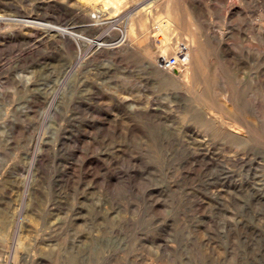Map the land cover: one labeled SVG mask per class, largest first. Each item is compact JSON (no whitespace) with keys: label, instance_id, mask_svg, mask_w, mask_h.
Instances as JSON below:
<instances>
[{"label":"rangeland","instance_id":"1","mask_svg":"<svg viewBox=\"0 0 264 264\" xmlns=\"http://www.w3.org/2000/svg\"><path fill=\"white\" fill-rule=\"evenodd\" d=\"M0 264H264V0H0Z\"/></svg>","mask_w":264,"mask_h":264},{"label":"bare ground","instance_id":"2","mask_svg":"<svg viewBox=\"0 0 264 264\" xmlns=\"http://www.w3.org/2000/svg\"><path fill=\"white\" fill-rule=\"evenodd\" d=\"M174 6H175L174 3H170V1L167 2V14L169 15L170 19L178 22V10ZM161 30L162 29H160V31ZM61 33L66 38L73 36L70 32H67V31H62ZM163 34H164V32H163ZM160 41L164 42L163 38ZM102 45L103 44L99 43V42H97L95 44V46H97V47H101ZM173 46H171V48ZM179 46H180V44H177L176 47L174 46V48L180 49ZM188 49L189 50L185 51V53L189 57V63L191 60V66L185 68V71L182 73H174L172 71H175V70H171L173 68H165L164 67L165 69H164L161 76L163 78H165L166 80L170 81L173 84V86H180V87H186V88L192 89L194 95H196L198 97H202L203 94H202V91L200 90V87H199L200 85L199 84H198L199 86L196 85L194 80H193V84H192L191 79H192V77L194 78V76L196 74L200 75V71L202 69V64H203L202 60H204L205 53H204V51H202V52L200 50L198 51L195 48V46L192 47V46L188 45ZM161 50H162V54L160 55V58L164 59V58H166V55L169 52V43H162ZM178 52H177V54H178ZM148 54H149V52H148ZM167 58H169V57H167ZM153 60H154V64L158 63L157 58H154ZM159 61H160V59H159ZM200 76H203V75H200ZM213 126L219 132H223L224 130L232 132L231 130L233 129V127H235L234 125H231L225 119H222V118H215V120L213 122ZM236 134H238V133H236ZM243 140L249 141V139H243Z\"/></svg>","mask_w":264,"mask_h":264},{"label":"built area","instance_id":"3","mask_svg":"<svg viewBox=\"0 0 264 264\" xmlns=\"http://www.w3.org/2000/svg\"><path fill=\"white\" fill-rule=\"evenodd\" d=\"M185 50L186 49H184V51H181L180 49V51L176 56L164 58L162 60L161 66L165 68H173L177 70L184 68L189 63V57L186 55Z\"/></svg>","mask_w":264,"mask_h":264}]
</instances>
